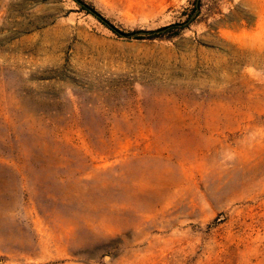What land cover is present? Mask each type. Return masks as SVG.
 Wrapping results in <instances>:
<instances>
[{
	"label": "rangeland",
	"instance_id": "obj_1",
	"mask_svg": "<svg viewBox=\"0 0 264 264\" xmlns=\"http://www.w3.org/2000/svg\"><path fill=\"white\" fill-rule=\"evenodd\" d=\"M0 0V264H264V0Z\"/></svg>",
	"mask_w": 264,
	"mask_h": 264
},
{
	"label": "trees",
	"instance_id": "obj_2",
	"mask_svg": "<svg viewBox=\"0 0 264 264\" xmlns=\"http://www.w3.org/2000/svg\"><path fill=\"white\" fill-rule=\"evenodd\" d=\"M77 1L82 9L86 10L88 13H91L93 15H95L96 17H98L101 21H103L107 26H109L111 29L115 30L112 26L108 25L104 20H102V18L100 16H98L97 12L95 11L94 8H92L90 5H88L87 3H85L83 0H75ZM201 4L198 0V2L195 4V6L193 7L191 14H189L186 22L184 24H175V25H171L170 27H165V28H161L159 30H155V31H149L146 32V34L148 36L151 37H156V36H161L162 34H165V32H174V33H179L181 30H183L185 28V26L191 24L192 22L195 21V15L196 13H198V11L200 10ZM116 31V30H115ZM117 32V31H116ZM124 36L127 37H131L134 36L136 34H139V32H134V33H123V32H118Z\"/></svg>",
	"mask_w": 264,
	"mask_h": 264
},
{
	"label": "water",
	"instance_id": "obj_3",
	"mask_svg": "<svg viewBox=\"0 0 264 264\" xmlns=\"http://www.w3.org/2000/svg\"><path fill=\"white\" fill-rule=\"evenodd\" d=\"M99 16V15H98ZM106 22V21H105ZM106 23H108V22H106ZM117 32H121V31H119V30H117V29H115Z\"/></svg>",
	"mask_w": 264,
	"mask_h": 264
}]
</instances>
